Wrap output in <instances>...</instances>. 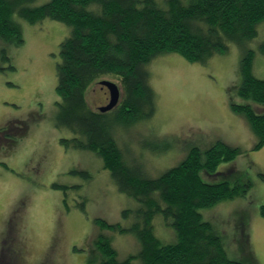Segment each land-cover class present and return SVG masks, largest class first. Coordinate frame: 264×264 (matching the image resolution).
Segmentation results:
<instances>
[{
	"label": "rangeland",
	"instance_id": "374dc122",
	"mask_svg": "<svg viewBox=\"0 0 264 264\" xmlns=\"http://www.w3.org/2000/svg\"><path fill=\"white\" fill-rule=\"evenodd\" d=\"M48 1L22 2L14 10L12 19L21 27L23 43L0 37V128L9 127L8 133L18 134L15 125L29 121L14 145L3 144L4 136L0 137V264H101L93 243L100 236L124 260L141 250L136 235L96 220L131 227L142 204L119 191L95 152L62 142L76 136L57 122L56 69L60 44L71 29L49 18L32 24L18 12ZM262 44L264 21L258 24L255 37L231 42L227 53L206 63L164 54L149 65L157 97L153 117L128 124L117 120L114 111L107 116L125 162L144 177L162 176L193 147L204 152L223 141L240 149L234 160L220 162L217 172L222 175L211 177L203 170L200 175L208 183L247 184V193L199 211L221 237L228 257L243 264H264V218L259 211L264 204V146L254 149L258 138L232 103L252 104L258 111L264 107L238 92L241 60L249 50L255 51L254 76L264 79ZM102 80L116 83L122 92L118 78ZM87 98L97 109L109 104L110 92L97 82ZM82 202L84 209L79 206ZM124 210L132 213L124 217ZM153 224L162 243L176 241L175 231L161 217Z\"/></svg>",
	"mask_w": 264,
	"mask_h": 264
},
{
	"label": "trees",
	"instance_id": "16d2710c",
	"mask_svg": "<svg viewBox=\"0 0 264 264\" xmlns=\"http://www.w3.org/2000/svg\"><path fill=\"white\" fill-rule=\"evenodd\" d=\"M27 1L32 0H0V37L4 40L23 43L21 27L12 17L17 5ZM18 12L32 24L49 18L70 27V34L60 44L56 69L57 122L76 136L62 142L95 152L119 191L142 204L131 227L96 220L121 233H134L141 243L137 255L120 260L108 239H94L101 264H243L228 257L221 237L199 211L247 193V184L208 183L200 175L202 170L211 177L222 175L217 172L220 162L234 160L240 149L223 141L204 152L193 147L179 165L162 176H141L123 158L111 130L112 120L107 118L110 111L102 113L91 107L87 97L102 78H118L123 90L111 110L117 120L131 124L151 119L157 97L150 84L149 65L169 53L199 63L227 53L231 42L257 35V26L264 21V0H49L34 8L21 7ZM261 50L264 53V44ZM254 58L255 51L249 50L241 60L238 92L264 104V79L253 74ZM232 109L249 121L258 138L254 149L264 146V107L258 111L252 104L232 103ZM20 122L15 125L18 134L8 133L9 127L0 128L3 144L14 145L22 139L29 121ZM81 174L90 178L87 172ZM79 206L84 209L85 203ZM259 211L264 218V204ZM130 213L132 210H124L123 216ZM156 217L175 231L174 243L164 244L155 236Z\"/></svg>",
	"mask_w": 264,
	"mask_h": 264
},
{
	"label": "water",
	"instance_id": "95a60500",
	"mask_svg": "<svg viewBox=\"0 0 264 264\" xmlns=\"http://www.w3.org/2000/svg\"><path fill=\"white\" fill-rule=\"evenodd\" d=\"M99 83L102 86L107 87L110 92L109 104L98 108L100 112L106 113V112L113 110L118 105L120 98H121V89L116 83L111 82V81L102 80Z\"/></svg>",
	"mask_w": 264,
	"mask_h": 264
},
{
	"label": "flooded vegetation",
	"instance_id": "af4514ba",
	"mask_svg": "<svg viewBox=\"0 0 264 264\" xmlns=\"http://www.w3.org/2000/svg\"><path fill=\"white\" fill-rule=\"evenodd\" d=\"M99 108V107H98ZM1 255V254H0Z\"/></svg>",
	"mask_w": 264,
	"mask_h": 264
}]
</instances>
